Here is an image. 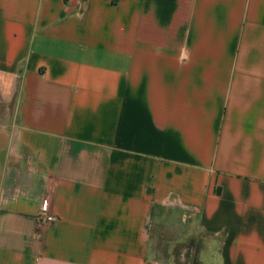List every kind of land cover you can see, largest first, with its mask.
Wrapping results in <instances>:
<instances>
[{
	"label": "crops",
	"instance_id": "1",
	"mask_svg": "<svg viewBox=\"0 0 264 264\" xmlns=\"http://www.w3.org/2000/svg\"><path fill=\"white\" fill-rule=\"evenodd\" d=\"M0 102V264H264V0H0Z\"/></svg>",
	"mask_w": 264,
	"mask_h": 264
},
{
	"label": "rangeland",
	"instance_id": "2",
	"mask_svg": "<svg viewBox=\"0 0 264 264\" xmlns=\"http://www.w3.org/2000/svg\"><path fill=\"white\" fill-rule=\"evenodd\" d=\"M8 115L9 109L5 107L4 104L0 102V116L2 114ZM1 127V125H0ZM163 247L165 252H161L159 255L160 258H162L165 262L170 261H179L181 264H203V262L200 261L199 255H198V243L196 241L192 242H185L183 244H188L189 249L182 252L181 257L178 256V253L183 245L177 244L176 242H165V239L163 240ZM189 241V240H188Z\"/></svg>",
	"mask_w": 264,
	"mask_h": 264
},
{
	"label": "built area",
	"instance_id": "3",
	"mask_svg": "<svg viewBox=\"0 0 264 264\" xmlns=\"http://www.w3.org/2000/svg\"><path fill=\"white\" fill-rule=\"evenodd\" d=\"M33 158L28 157L27 158V173H39L40 171L33 167ZM13 197H18L23 194L21 188H15ZM5 192L0 191V197L5 196ZM8 196V194L5 196V198ZM50 197L51 195L49 193H46L40 198V200L34 205V216L36 218V222L40 226H49L55 223L56 217L50 213L49 211V205H50Z\"/></svg>",
	"mask_w": 264,
	"mask_h": 264
}]
</instances>
